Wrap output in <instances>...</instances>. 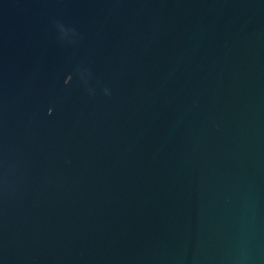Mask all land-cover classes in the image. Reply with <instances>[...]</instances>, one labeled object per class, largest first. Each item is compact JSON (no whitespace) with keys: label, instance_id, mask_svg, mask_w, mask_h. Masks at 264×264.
<instances>
[{"label":"water","instance_id":"obj_1","mask_svg":"<svg viewBox=\"0 0 264 264\" xmlns=\"http://www.w3.org/2000/svg\"><path fill=\"white\" fill-rule=\"evenodd\" d=\"M0 264H264V0H0Z\"/></svg>","mask_w":264,"mask_h":264}]
</instances>
